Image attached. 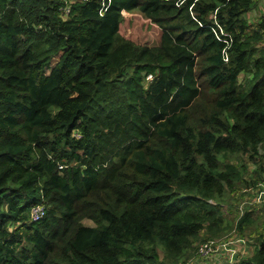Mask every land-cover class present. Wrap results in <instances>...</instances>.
I'll return each mask as SVG.
<instances>
[{
    "label": "trees",
    "instance_id": "1",
    "mask_svg": "<svg viewBox=\"0 0 264 264\" xmlns=\"http://www.w3.org/2000/svg\"><path fill=\"white\" fill-rule=\"evenodd\" d=\"M69 1L0 0V264H183L243 233L245 201L237 230L222 207L246 184L232 160L264 149L260 0H90L64 19ZM134 11L159 45L120 34ZM250 238L239 264H264V229Z\"/></svg>",
    "mask_w": 264,
    "mask_h": 264
},
{
    "label": "rangeland",
    "instance_id": "2",
    "mask_svg": "<svg viewBox=\"0 0 264 264\" xmlns=\"http://www.w3.org/2000/svg\"><path fill=\"white\" fill-rule=\"evenodd\" d=\"M262 1L263 0H260L259 3ZM261 14H262L261 10L257 7L253 12L248 14V20L251 21L253 24H255L256 22H253V18L259 21L262 18L260 17ZM120 34L124 38L130 41H133L134 43L138 45L141 44V45H147V46H157L160 43L162 32L156 25L151 23L150 20L146 19L141 14V12L134 11L132 13H128V12L123 13V19H122L121 27H120ZM51 69H52V66L50 67L49 72L51 71ZM232 162L237 167L245 166L246 168L245 170L243 169L244 177L246 180L245 187L240 188L235 194L232 195V196L238 195L237 196L238 200L234 201L232 196L228 197L223 202V207H222V212L225 213L224 214L225 221L233 225V230H235L237 226L238 218L241 215L240 207L243 204V202L246 201L245 196L247 193L243 191L244 189H246V185L254 184V181L264 182V149L261 150L260 155L255 160L249 159L248 156H241L236 160H232ZM247 207L248 205H246V208L245 206L243 208H245V210H248ZM226 210H229V212H227ZM84 224L89 227L95 226L94 223H92L89 220H84ZM259 228L264 229V215L260 216L258 219L255 218L252 224H249L246 226L243 233H239L237 231L239 234L236 233V235H239L242 239H244L243 242L247 240V243H248L247 247H248V250L250 251L247 254V257L245 256L243 257V259H248L252 257L255 251V249L253 248L258 247L259 241L257 242L255 238H250V235L252 234L253 231L255 230L258 231ZM232 231L224 235V237L231 234ZM221 241L218 242V245L221 243ZM158 246L164 248V242L159 241ZM237 247L238 248L233 249V253L230 254V257L234 259L236 264H239L240 260H237V259L241 258L242 253L240 252V250H243L244 247L242 246L240 248V246L238 245ZM217 252H220V251L217 250ZM191 259H194V261L198 264H213L214 263L213 261L209 262L204 259H197L196 252L193 253V255L190 257L189 260ZM223 259H228V257L225 256V257L220 258L219 262H221Z\"/></svg>",
    "mask_w": 264,
    "mask_h": 264
},
{
    "label": "crops",
    "instance_id": "3",
    "mask_svg": "<svg viewBox=\"0 0 264 264\" xmlns=\"http://www.w3.org/2000/svg\"><path fill=\"white\" fill-rule=\"evenodd\" d=\"M264 0L262 2H260L258 4V8L261 10L262 14L260 17L264 18ZM253 21H256L253 18ZM257 187H252L249 189V187H246V189H244L243 191L246 194L245 198L246 201L245 203L248 205L247 207V211L250 212L252 214L253 218L258 219L260 216H263V212H264V182L258 181V184H254ZM238 237V238H236ZM244 239H242L239 235H235V236H231L227 239L224 240H219L221 241V243L218 245V251L216 254V259L220 260V258L222 257H228V259H223L222 263L224 262H232L234 261V259L232 257H230V254L233 253V249L238 248V246H240V248L243 246V250H240V252L242 253L241 258L243 259V257H247V254L250 252L248 250L247 247V240H245L243 242ZM203 244V243H201ZM200 244V245H201ZM199 245V246H200ZM198 246V247H199ZM257 247H254L253 249L256 250ZM198 249V248H197ZM255 252V251H254ZM241 258H238L237 260H242Z\"/></svg>",
    "mask_w": 264,
    "mask_h": 264
},
{
    "label": "built area",
    "instance_id": "4",
    "mask_svg": "<svg viewBox=\"0 0 264 264\" xmlns=\"http://www.w3.org/2000/svg\"><path fill=\"white\" fill-rule=\"evenodd\" d=\"M90 0H70L69 2L65 3V5H63L60 9V13L62 18L66 19L71 11H72V5L74 3H85L88 2ZM103 2H105V0H103ZM104 6V5H103ZM225 61H228V55L225 53ZM152 80V76H149L147 78V81ZM76 136L78 138H80L81 136L76 134ZM60 168H62V166H60ZM47 214V206L45 205V203H39L36 206H34L32 208L31 214H30V219L31 222H39L41 221ZM218 242L220 241H207L203 244H201L197 251H196V258L197 259H204L206 261L209 262H214L213 264H225L227 262L222 263L219 262V260L216 259V254H217V248H218ZM183 264H198L194 261V259L188 260L187 262L183 263ZM227 264H236L235 261L232 262H228Z\"/></svg>",
    "mask_w": 264,
    "mask_h": 264
},
{
    "label": "water",
    "instance_id": "5",
    "mask_svg": "<svg viewBox=\"0 0 264 264\" xmlns=\"http://www.w3.org/2000/svg\"><path fill=\"white\" fill-rule=\"evenodd\" d=\"M225 264H227V263H225Z\"/></svg>",
    "mask_w": 264,
    "mask_h": 264
}]
</instances>
